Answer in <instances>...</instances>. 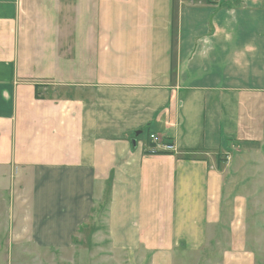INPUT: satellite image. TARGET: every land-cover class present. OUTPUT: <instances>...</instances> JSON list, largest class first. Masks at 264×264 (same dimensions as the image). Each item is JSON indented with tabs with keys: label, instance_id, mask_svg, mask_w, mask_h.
Wrapping results in <instances>:
<instances>
[{
	"label": "crops",
	"instance_id": "0c3cea01",
	"mask_svg": "<svg viewBox=\"0 0 264 264\" xmlns=\"http://www.w3.org/2000/svg\"><path fill=\"white\" fill-rule=\"evenodd\" d=\"M262 145L264 0H0V252L257 264L227 187Z\"/></svg>",
	"mask_w": 264,
	"mask_h": 264
},
{
	"label": "rangeland",
	"instance_id": "374dc122",
	"mask_svg": "<svg viewBox=\"0 0 264 264\" xmlns=\"http://www.w3.org/2000/svg\"><path fill=\"white\" fill-rule=\"evenodd\" d=\"M240 153H242V151ZM251 153L252 154L247 155L244 160H241L238 166H234V168L232 166V168H230L229 175L232 177L229 176L231 179L228 183L227 193L231 198L237 196L247 201L248 208L245 219L248 243L257 253V264H264V145L261 146L260 151ZM233 154L240 155L238 153ZM1 202L3 205V201ZM84 234L86 236H92L90 231L82 233L81 240L83 243H85ZM9 236V234L6 237L3 233H0V241L4 240V238L8 239ZM100 237V235H93L91 237L92 244L95 245ZM255 242L260 245L258 247L254 246ZM85 245L88 244L85 243L84 245H78L75 253L69 251L66 255L64 254V258H68L70 261H75L76 259V262L78 263L81 257H83V253L86 252L87 261L92 258L94 260L92 261V264H104V261L102 262L103 257H101L104 254V249L102 248L101 250H98L96 246L91 247L89 250L87 248L88 246L85 247ZM221 251L222 247L218 246L217 250L209 254L203 252L197 254H181L180 256L178 255L174 264H221ZM5 252L6 251H1L0 256L1 253L2 256H4ZM6 254L8 256L7 261L4 262V258L0 257V264H41L43 263V259L41 258L45 256L49 257V254H47L46 251L31 247L22 248L19 245L18 247H10ZM30 255L32 258H30ZM52 260L53 263H49L72 264L63 263L65 260L62 262L60 257ZM82 260H84V258H82ZM46 263L47 262L44 261V264Z\"/></svg>",
	"mask_w": 264,
	"mask_h": 264
},
{
	"label": "built area",
	"instance_id": "2783aa9c",
	"mask_svg": "<svg viewBox=\"0 0 264 264\" xmlns=\"http://www.w3.org/2000/svg\"><path fill=\"white\" fill-rule=\"evenodd\" d=\"M153 147L150 149L151 154H178V149L175 145L168 144L164 142L159 136L151 135L149 138Z\"/></svg>",
	"mask_w": 264,
	"mask_h": 264
},
{
	"label": "water",
	"instance_id": "95a60500",
	"mask_svg": "<svg viewBox=\"0 0 264 264\" xmlns=\"http://www.w3.org/2000/svg\"><path fill=\"white\" fill-rule=\"evenodd\" d=\"M140 135H142V132L136 133V137H139ZM134 144H136V142H134Z\"/></svg>",
	"mask_w": 264,
	"mask_h": 264
}]
</instances>
